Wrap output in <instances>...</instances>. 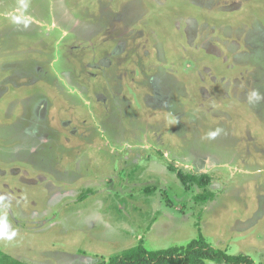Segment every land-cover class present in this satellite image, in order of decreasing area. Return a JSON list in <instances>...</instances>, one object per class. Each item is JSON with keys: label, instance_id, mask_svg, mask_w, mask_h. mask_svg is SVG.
Segmentation results:
<instances>
[{"label": "rangeland", "instance_id": "rangeland-1", "mask_svg": "<svg viewBox=\"0 0 264 264\" xmlns=\"http://www.w3.org/2000/svg\"><path fill=\"white\" fill-rule=\"evenodd\" d=\"M199 228L264 264V0H0V249L97 264Z\"/></svg>", "mask_w": 264, "mask_h": 264}, {"label": "trees", "instance_id": "trees-1", "mask_svg": "<svg viewBox=\"0 0 264 264\" xmlns=\"http://www.w3.org/2000/svg\"><path fill=\"white\" fill-rule=\"evenodd\" d=\"M175 171V168L171 167ZM177 176L186 185L194 183L205 189L195 195L197 202L213 200L216 194L206 190L211 177L206 173H184L177 170ZM214 264H258L250 255L231 254L226 249L213 246L205 238L199 228L198 238L187 246H172L160 249H149L141 239L138 244L131 246L121 253L110 257L108 261L97 264H206V261ZM0 264H29L23 260L12 258L0 249Z\"/></svg>", "mask_w": 264, "mask_h": 264}]
</instances>
